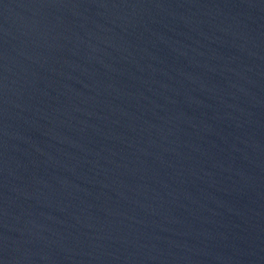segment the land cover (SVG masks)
I'll use <instances>...</instances> for the list:
<instances>
[{
    "label": "water",
    "instance_id": "obj_1",
    "mask_svg": "<svg viewBox=\"0 0 264 264\" xmlns=\"http://www.w3.org/2000/svg\"><path fill=\"white\" fill-rule=\"evenodd\" d=\"M0 264H264V0H0Z\"/></svg>",
    "mask_w": 264,
    "mask_h": 264
}]
</instances>
